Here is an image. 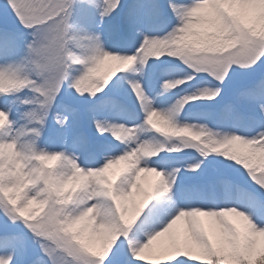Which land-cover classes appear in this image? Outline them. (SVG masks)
Wrapping results in <instances>:
<instances>
[{"label": "snow or ice", "instance_id": "obj_1", "mask_svg": "<svg viewBox=\"0 0 264 264\" xmlns=\"http://www.w3.org/2000/svg\"><path fill=\"white\" fill-rule=\"evenodd\" d=\"M0 264H264V0H3Z\"/></svg>", "mask_w": 264, "mask_h": 264}, {"label": "rangeland", "instance_id": "obj_2", "mask_svg": "<svg viewBox=\"0 0 264 264\" xmlns=\"http://www.w3.org/2000/svg\"><path fill=\"white\" fill-rule=\"evenodd\" d=\"M0 3H3V0H0Z\"/></svg>", "mask_w": 264, "mask_h": 264}]
</instances>
